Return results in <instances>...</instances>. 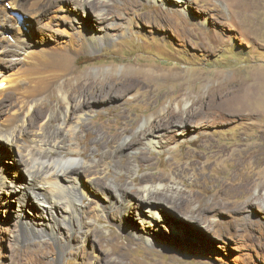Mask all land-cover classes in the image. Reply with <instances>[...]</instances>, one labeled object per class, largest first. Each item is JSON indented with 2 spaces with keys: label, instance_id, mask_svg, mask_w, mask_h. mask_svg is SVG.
Returning <instances> with one entry per match:
<instances>
[{
  "label": "rangeland",
  "instance_id": "374dc122",
  "mask_svg": "<svg viewBox=\"0 0 264 264\" xmlns=\"http://www.w3.org/2000/svg\"><path fill=\"white\" fill-rule=\"evenodd\" d=\"M10 1L0 0L10 15L0 51L8 44L20 48L16 54L0 53V79L15 71L12 61L22 60L27 51L68 47L78 31L86 37L88 28L92 30L84 14L68 10L76 7L72 0H59L38 16L31 12L35 0H15L17 7ZM247 2L97 1L95 14H110L107 24L94 23L95 34L109 32L111 38L83 50L79 43L67 73L71 80L73 74L95 77L112 71L119 76L141 68L184 76L159 83L143 80L127 97L95 98L104 106L84 108L86 130L77 125L78 137L71 139L82 152L77 158L86 157L85 167L95 165L110 145V135L122 131L117 154L127 155L131 170L114 165L90 174L91 180L103 177L119 202L107 190L95 188L81 171L87 196L79 203L80 212L91 205L83 224L73 225V214L62 201L54 208L37 207L10 191L14 172L27 177L25 143L21 133L14 145L0 140V264H264V0ZM62 92L55 87L48 100L61 99ZM232 95L238 97L232 109L220 108L218 102ZM3 101L0 128L18 115V106ZM210 101L216 103L211 108ZM170 104L172 111L183 114L160 123L154 114L161 115ZM199 104V110L192 109ZM136 135L139 140L126 146ZM150 135L158 141L155 147L147 144ZM143 175L149 180L140 185ZM144 184L147 188H141ZM167 186L173 191H166ZM146 189L154 198L138 203L137 193ZM179 191L193 197L191 206L173 197ZM127 199L133 205L124 214ZM150 202L162 215L156 227L142 218ZM24 219L29 230L45 235L20 239ZM44 239L48 244L43 246L39 240Z\"/></svg>",
  "mask_w": 264,
  "mask_h": 264
},
{
  "label": "bare ground",
  "instance_id": "6f19581e",
  "mask_svg": "<svg viewBox=\"0 0 264 264\" xmlns=\"http://www.w3.org/2000/svg\"><path fill=\"white\" fill-rule=\"evenodd\" d=\"M38 1L40 2L38 3ZM58 1L59 0H35L31 3V12L34 14V16L41 15L43 12L50 11L52 7L58 5ZM72 1L75 3L76 7L73 8V6H69L68 10H70V12L72 10L73 12L74 10H77L80 16H83L84 14L87 19H89L90 24L92 25V30L86 26L88 28L86 31V37H83L84 35L82 36V34H78V31V33L73 36V44H70L68 47L61 46L62 48L59 49L43 48L42 50L40 49L37 51H27L22 60H19L18 62L15 60L12 61V65L16 67L15 71L10 73V75L0 79V101H8L13 105L18 106L17 110L15 111L18 115H14V117L11 118L7 124L0 128V140H5L7 143L14 145L19 134L21 133L23 136V142L25 143L24 145L27 156L25 171L27 173V177L19 174L18 170H16L18 174L14 172L15 181L12 180L10 182V191H12L14 194H22L26 196V198H29L28 200H32L34 205H37V207L44 205L48 206L49 208H54L58 204H56L58 200L62 201L67 211L70 214H73V225H79L86 222L84 217L91 206L90 204H88V207L86 206V210L82 212L85 215H83L80 212L81 210H79V203L83 202L84 197L87 196L84 183L79 179L80 174L83 172L87 180H89L95 186V188L99 190H107L108 193H110V195L119 202V199H117L118 196H114V192L102 180L103 177L96 175L93 177L92 181L90 174L93 173L92 170L100 173L103 167L108 168L110 166L113 167L114 165H118V168L121 171L128 172L131 170V163L128 160L127 155L122 158L119 157L120 159L118 158V149H121L123 144L121 146L117 140L121 137L122 131H117L116 133L110 135V137L107 139V142L110 145L108 144L109 146L107 150H103L98 154V160L95 165H87L85 167L84 165L87 162L86 157L81 155L80 158H77L75 154L77 152L81 154L82 152L80 149H77L74 143H71V139L76 140V137H78L76 134L77 131H75L77 125H81V129H85L81 121L86 115L85 111H87V109L84 108L93 105H97L98 107L104 106L102 104L104 103L103 100L97 102V99L94 100L95 98H113V96H117L118 93L122 94L123 97H127L128 92L135 86L140 87L143 80H154L155 82L159 83L162 80L166 81L173 78L180 79L183 78L184 75L182 73H166V71L163 72L164 70L161 71L154 68H148L147 70L145 68H141L135 71L126 70L127 72L119 76L114 74L112 71L107 74H98L95 77L73 74V80H71L72 77L67 76V73L71 69L72 62L75 60L74 55L80 50L78 49V46L80 45L79 43L81 42V50H83L88 49L91 45L94 47L95 45H102L106 40L111 38L110 35H106L109 32L101 35L95 34V22H99V25L100 23L106 22L109 19L110 14H108V12H100L97 15L95 14L96 9L99 10V6L97 4L98 0ZM10 3L12 4V7L16 6L15 0H11ZM5 10V6H0V35L5 33L9 27L8 22L10 21V15H7ZM1 41H4L3 36H0V43ZM20 44L23 45L22 42ZM18 48H20V46L11 47V45L8 44L5 48H3V50L0 51V53L5 55L16 54L18 53ZM71 49H73V55L71 54ZM21 62L23 65H21ZM55 87L62 89V98L48 100V97L52 96L51 91L55 90ZM7 88L11 89V93L4 96L3 91ZM186 93L187 92H184L183 96H186ZM237 98L238 97L235 95L229 96L225 100L218 102V105L220 108L225 110L232 109V105L234 102H236ZM212 100H214V98H212ZM213 103H215V101H210V108L214 105ZM170 106L171 104L168 106L169 109L164 111L161 115L154 114L156 118L158 117V119H160V123H169L171 121H169L171 116H179L180 114H183L180 109L172 111ZM200 107H202L200 104L199 106L194 105L192 109L194 108L199 110ZM180 118L182 120L184 119L182 115ZM38 123L40 124L37 126ZM55 123H58V125L55 126ZM154 123H158V121H154ZM151 126L147 127V131L144 132L147 133ZM17 127H19L18 131ZM151 135L148 136V138L146 137L148 142L147 144L155 147V145L158 144V141L154 136ZM139 137L138 135L134 136L133 139L128 141L125 145L127 146L137 142ZM104 145L106 144L104 143ZM99 147H101V145ZM64 150L68 151L69 153L73 152L71 153L73 155L69 156L62 154ZM15 168L17 169V167ZM3 177V174L0 173V182L4 181ZM148 180V176L143 175L138 180V183L141 185ZM263 184L264 183L262 182L261 186ZM143 187L147 188V185L144 184L141 186V188ZM165 190L173 191V187L167 186ZM161 193L166 195L164 192ZM136 196L139 200L138 203H143V201L154 198L150 196V192L147 189L140 193L138 192ZM173 197L182 201L184 199V203L189 206H191L192 202L194 201L192 196L184 195V193L181 191H179L176 195L173 194ZM131 201L132 200L127 199L125 204L122 203L126 207L124 214L126 211L129 212V210L132 208L133 204H131ZM89 203H91V201H89ZM201 204H203V202H201ZM21 205H25V203H21ZM134 206L135 208L138 207L136 204ZM202 206L203 205H200L196 208V212L198 214L201 213ZM145 208L147 212L142 214V218L146 221V223H148L149 226H158L162 221V215L159 213L156 206L150 202L149 204H146ZM114 214L117 215L116 213ZM37 215L39 214L37 213ZM28 221V219L23 220L24 237H21L20 239L26 240V237L29 236L36 237L38 235L41 237L45 235L43 231H36V229L34 231L29 230V227L31 226ZM124 225L126 227L128 225V228H130L129 230L133 229L130 227L132 224L129 225L126 223ZM160 229L163 230L162 227ZM39 241L42 242L43 246L48 244V241L45 239ZM35 244H37V242H35Z\"/></svg>",
  "mask_w": 264,
  "mask_h": 264
}]
</instances>
